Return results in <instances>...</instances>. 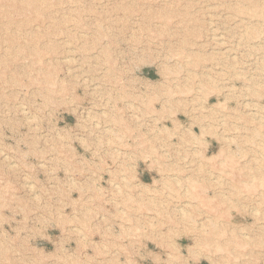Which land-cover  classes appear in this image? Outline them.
<instances>
[{
    "label": "rangeland",
    "instance_id": "374dc122",
    "mask_svg": "<svg viewBox=\"0 0 264 264\" xmlns=\"http://www.w3.org/2000/svg\"><path fill=\"white\" fill-rule=\"evenodd\" d=\"M0 264H264V0H0Z\"/></svg>",
    "mask_w": 264,
    "mask_h": 264
},
{
    "label": "bare ground",
    "instance_id": "6f19581e",
    "mask_svg": "<svg viewBox=\"0 0 264 264\" xmlns=\"http://www.w3.org/2000/svg\"><path fill=\"white\" fill-rule=\"evenodd\" d=\"M180 210V209H179ZM182 210V209H181ZM182 213H183V210H182Z\"/></svg>",
    "mask_w": 264,
    "mask_h": 264
}]
</instances>
